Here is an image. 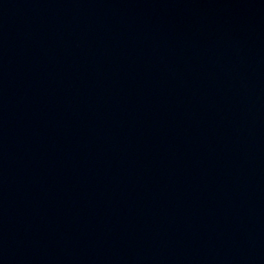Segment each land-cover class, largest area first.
I'll return each mask as SVG.
<instances>
[{
    "label": "water",
    "instance_id": "water-1",
    "mask_svg": "<svg viewBox=\"0 0 264 264\" xmlns=\"http://www.w3.org/2000/svg\"><path fill=\"white\" fill-rule=\"evenodd\" d=\"M0 264H264V0H0Z\"/></svg>",
    "mask_w": 264,
    "mask_h": 264
}]
</instances>
